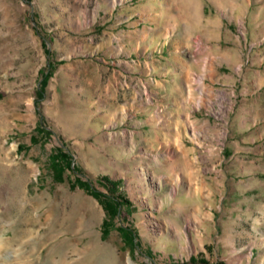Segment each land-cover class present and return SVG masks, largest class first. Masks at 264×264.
<instances>
[{"label":"rangeland","instance_id":"374dc122","mask_svg":"<svg viewBox=\"0 0 264 264\" xmlns=\"http://www.w3.org/2000/svg\"><path fill=\"white\" fill-rule=\"evenodd\" d=\"M0 264H264V0H0Z\"/></svg>","mask_w":264,"mask_h":264},{"label":"trees","instance_id":"16d2710c","mask_svg":"<svg viewBox=\"0 0 264 264\" xmlns=\"http://www.w3.org/2000/svg\"><path fill=\"white\" fill-rule=\"evenodd\" d=\"M54 67L50 62L47 69H44L40 72V80H39V87L37 88V103L45 98V90L48 84L50 77L53 74ZM38 132L41 135L48 134L51 136L53 133L52 130L48 131L47 127L43 126V120L41 125L38 126ZM66 145L64 144L62 148H57L53 150L50 155L49 159V168L51 170L52 176L55 181L62 182L65 179V174L67 171H73L75 173H81L76 165L74 164V158L70 152L66 149ZM73 188H81L87 191L89 194L94 196L95 198L99 199L100 202L104 205L105 209L107 210L108 216L103 220V233L104 235H108L112 224V219L120 214V208L122 203L117 199L114 200L113 198L109 197L107 194L101 192L93 183L89 180H83L79 176L72 182ZM122 237L125 241V244L131 248H135L139 246L136 242V234L134 230L130 227H120L119 228Z\"/></svg>","mask_w":264,"mask_h":264}]
</instances>
